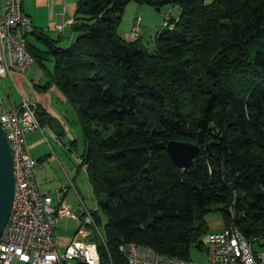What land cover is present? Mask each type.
Returning <instances> with one entry per match:
<instances>
[{
	"label": "trees",
	"instance_id": "1",
	"mask_svg": "<svg viewBox=\"0 0 264 264\" xmlns=\"http://www.w3.org/2000/svg\"><path fill=\"white\" fill-rule=\"evenodd\" d=\"M132 1L181 12L149 47L119 31ZM73 29L62 46L35 28L45 48H27L50 76L44 88L77 108L101 264H127L125 243L188 260L213 210L264 246V0H79ZM170 141L201 147L194 166L174 163Z\"/></svg>",
	"mask_w": 264,
	"mask_h": 264
},
{
	"label": "built area",
	"instance_id": "2",
	"mask_svg": "<svg viewBox=\"0 0 264 264\" xmlns=\"http://www.w3.org/2000/svg\"><path fill=\"white\" fill-rule=\"evenodd\" d=\"M172 15L171 8L165 10L166 24ZM59 27L62 29V25ZM34 29L32 19L24 12L23 0H0V76L23 74L35 63L33 54L24 51ZM141 29L142 17L138 16L128 36L139 37ZM0 124L11 147L16 186L11 215L0 238V264H72L77 260L101 264L95 241L76 237L64 250L58 245L55 236L58 220L73 212L63 199L54 205L38 181V162L26 141L28 133L42 129L37 104L28 100L14 107L0 104ZM70 185L74 188L72 182ZM82 207L83 223L97 227L93 212L84 204ZM261 242L262 238L240 237V231L230 226L207 235V250L212 264H264ZM119 249L127 264H197L170 261L153 248L136 243L121 244Z\"/></svg>",
	"mask_w": 264,
	"mask_h": 264
},
{
	"label": "crops",
	"instance_id": "3",
	"mask_svg": "<svg viewBox=\"0 0 264 264\" xmlns=\"http://www.w3.org/2000/svg\"><path fill=\"white\" fill-rule=\"evenodd\" d=\"M78 1L23 0V9L36 29L43 30L51 38H60V45L68 46L76 38L73 22ZM28 38L35 46L45 48L35 36L30 35ZM33 65L23 74L12 73L5 77V86L0 84V104L14 107L28 100L39 105L50 118V122L43 124L41 130L28 133L26 141L38 162L37 178L42 190L52 197L54 205L63 199L73 212L70 216L60 218L55 228L58 245L64 250L76 237L93 240L96 229L100 230L99 235L103 238L102 224L98 228L83 223L85 214L82 204L93 212L94 217L96 213L100 216L103 213L97 209L98 203L94 194L91 195L92 188L79 179V169L82 168L86 173L87 169L81 166V154L77 151L81 140L77 108L57 86L44 88L50 76L39 63L40 68L33 69ZM105 222V218H102L101 223ZM72 264L84 263L77 260Z\"/></svg>",
	"mask_w": 264,
	"mask_h": 264
},
{
	"label": "rangeland",
	"instance_id": "4",
	"mask_svg": "<svg viewBox=\"0 0 264 264\" xmlns=\"http://www.w3.org/2000/svg\"><path fill=\"white\" fill-rule=\"evenodd\" d=\"M168 8H171V10L173 11V15L175 17L178 16L181 12V10L178 6H171ZM164 13H165V10L159 11L150 5L141 4V3H137V2L132 1V2L128 3L125 7V12L123 14L121 24L119 26V31L121 33H123L125 36L127 33L129 34V32L133 28L136 16L141 15L142 16L141 35H142L143 41L146 43V45L151 47L153 45V40H154V37H155L157 31L166 24V19L164 17ZM46 65L49 68H53V66H54L53 60L50 59V60L46 61ZM38 67L40 68L38 63H34L33 69H37ZM0 84L5 86V84H6V78L5 77H0ZM79 130L81 132V140L79 142V146H78L77 151L79 152L78 154L80 155L84 151V141L82 138V130H81L80 124H79ZM37 165H38V163H37ZM81 169H79L80 174H81L79 177L80 181L85 182L89 186V188H92L91 183L89 181L88 174ZM36 173H37V166H36ZM90 191L91 190H89V193H90ZM93 194L95 196L94 191L91 192V195H93ZM104 218L106 219L105 215H104ZM206 221H207V224H208L209 229H210L209 233L212 231H220L224 227H226L225 223H224L223 216L220 213V211H218V210H213L212 212H210L206 216ZM96 225L98 226L97 223H96ZM85 240H87V239H85ZM88 241H92V240H88ZM202 246H203L202 249L193 247L191 249V258L188 260H192L193 262L195 261L197 264H212L210 261L209 253L207 251V236L204 237Z\"/></svg>",
	"mask_w": 264,
	"mask_h": 264
},
{
	"label": "water",
	"instance_id": "5",
	"mask_svg": "<svg viewBox=\"0 0 264 264\" xmlns=\"http://www.w3.org/2000/svg\"><path fill=\"white\" fill-rule=\"evenodd\" d=\"M167 149L171 159L182 169L194 166L201 155V147L194 143L170 141ZM15 190L13 155L0 124V238L11 215Z\"/></svg>",
	"mask_w": 264,
	"mask_h": 264
},
{
	"label": "bare ground",
	"instance_id": "6",
	"mask_svg": "<svg viewBox=\"0 0 264 264\" xmlns=\"http://www.w3.org/2000/svg\"><path fill=\"white\" fill-rule=\"evenodd\" d=\"M24 51H29L28 48H27V44H24ZM233 228L235 230H239L236 227H233ZM240 237L247 238L241 231H240ZM125 244H127V245H134L135 243H125ZM167 259L170 260V261H181L182 260V259L172 258V257H168V256H167ZM182 262H193V261L192 260H182Z\"/></svg>",
	"mask_w": 264,
	"mask_h": 264
}]
</instances>
